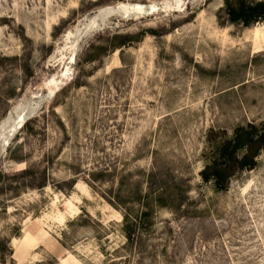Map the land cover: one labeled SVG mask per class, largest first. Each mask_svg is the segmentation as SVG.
Returning a JSON list of instances; mask_svg holds the SVG:
<instances>
[{
	"label": "rangeland",
	"instance_id": "374dc122",
	"mask_svg": "<svg viewBox=\"0 0 264 264\" xmlns=\"http://www.w3.org/2000/svg\"><path fill=\"white\" fill-rule=\"evenodd\" d=\"M227 1L0 0V264H264V149L200 175L264 124V20Z\"/></svg>",
	"mask_w": 264,
	"mask_h": 264
},
{
	"label": "trees",
	"instance_id": "16d2710c",
	"mask_svg": "<svg viewBox=\"0 0 264 264\" xmlns=\"http://www.w3.org/2000/svg\"><path fill=\"white\" fill-rule=\"evenodd\" d=\"M226 12L232 22L249 26L264 20V0L227 1ZM208 142L209 157L200 170V175L205 182H213L218 191H224L237 173L252 169L258 164V158L264 149V124H240L234 128L231 136H227L225 130L212 128L208 134ZM134 231V227L127 222V237L131 238ZM11 256L15 264L13 253Z\"/></svg>",
	"mask_w": 264,
	"mask_h": 264
},
{
	"label": "bare ground",
	"instance_id": "6f19581e",
	"mask_svg": "<svg viewBox=\"0 0 264 264\" xmlns=\"http://www.w3.org/2000/svg\"><path fill=\"white\" fill-rule=\"evenodd\" d=\"M140 4L135 7L134 10L136 12H144L146 10V6L145 5H140ZM122 6H124V5H122ZM123 9H125V8H123ZM120 10H122V8ZM120 10L117 9V8H106V9L99 10V12L97 14H95L92 17H90V19L88 20L89 21L88 25H91L92 29L93 28H97L98 26L102 25V23L107 19V17H109V16H111L113 14H117L118 12H120ZM22 108H23V106H22ZM12 114L13 113L9 114L8 118L4 121V123H3L2 127H1V131H2V133H4V137L3 138L0 137V146H1L2 151H3L4 146L9 142V140L11 138V137L7 136V134H5V133H7V131H9V128L12 126L13 123H15L14 121H16L14 119L13 120L11 119L12 118ZM14 114H15V112H14ZM21 116L24 119L26 118V114L21 113L18 117H21Z\"/></svg>",
	"mask_w": 264,
	"mask_h": 264
},
{
	"label": "crops",
	"instance_id": "0c3cea01",
	"mask_svg": "<svg viewBox=\"0 0 264 264\" xmlns=\"http://www.w3.org/2000/svg\"><path fill=\"white\" fill-rule=\"evenodd\" d=\"M16 260H18V258L15 257ZM18 264H19V260H18Z\"/></svg>",
	"mask_w": 264,
	"mask_h": 264
}]
</instances>
